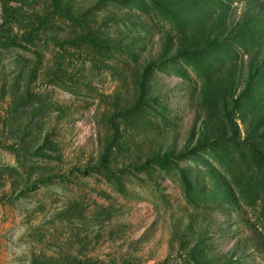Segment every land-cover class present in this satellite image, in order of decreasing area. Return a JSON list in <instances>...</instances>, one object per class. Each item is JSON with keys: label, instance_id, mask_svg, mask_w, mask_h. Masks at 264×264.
<instances>
[{"label": "rangeland", "instance_id": "374dc122", "mask_svg": "<svg viewBox=\"0 0 264 264\" xmlns=\"http://www.w3.org/2000/svg\"><path fill=\"white\" fill-rule=\"evenodd\" d=\"M263 57L264 0H0V264H264Z\"/></svg>", "mask_w": 264, "mask_h": 264}, {"label": "trees", "instance_id": "16d2710c", "mask_svg": "<svg viewBox=\"0 0 264 264\" xmlns=\"http://www.w3.org/2000/svg\"><path fill=\"white\" fill-rule=\"evenodd\" d=\"M264 57L261 59V60H256V59H251L249 61V65H248V70L251 71V70H255L253 69L254 67L256 68H259V67H262L264 69V66H261L262 64H264ZM258 137L261 136V134L257 135ZM259 140V139H257ZM252 143H254L255 145H253V150L254 152L262 159H264V152L262 151V147H261V142L260 141H254L252 140L251 141Z\"/></svg>", "mask_w": 264, "mask_h": 264}]
</instances>
